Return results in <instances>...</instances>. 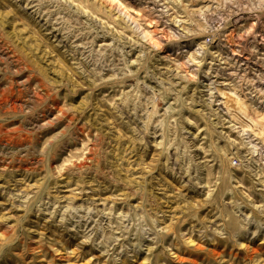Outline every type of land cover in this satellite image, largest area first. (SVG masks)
I'll use <instances>...</instances> for the list:
<instances>
[{
  "label": "clouds",
  "instance_id": "obj_1",
  "mask_svg": "<svg viewBox=\"0 0 264 264\" xmlns=\"http://www.w3.org/2000/svg\"><path fill=\"white\" fill-rule=\"evenodd\" d=\"M193 255L264 264V0H0V264Z\"/></svg>",
  "mask_w": 264,
  "mask_h": 264
},
{
  "label": "rangeland",
  "instance_id": "obj_2",
  "mask_svg": "<svg viewBox=\"0 0 264 264\" xmlns=\"http://www.w3.org/2000/svg\"><path fill=\"white\" fill-rule=\"evenodd\" d=\"M12 133H16L19 132V129H10L9 130ZM7 142L15 144L17 142L23 143L24 142V138L21 135L20 137H16V136H10L7 138ZM179 264H200V261L196 258L195 255L193 256H181L179 258Z\"/></svg>",
  "mask_w": 264,
  "mask_h": 264
}]
</instances>
